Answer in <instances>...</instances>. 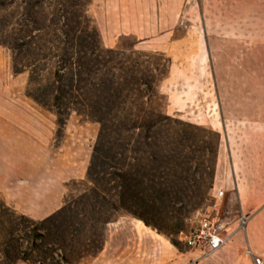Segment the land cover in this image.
<instances>
[{
	"label": "rangeland",
	"instance_id": "rangeland-1",
	"mask_svg": "<svg viewBox=\"0 0 264 264\" xmlns=\"http://www.w3.org/2000/svg\"><path fill=\"white\" fill-rule=\"evenodd\" d=\"M239 1L243 2L242 15L235 16L204 14L206 3L207 6L214 4L212 7H215V4H220V0H192V5H189V0H0V153L5 154L8 165L18 167L19 176L16 181L22 187V202L29 205L27 194L30 186L34 185L38 191L49 176L65 179L62 204L67 195L75 196L82 189L78 182L85 178L98 124L71 112L66 124L58 128L54 112L42 108L30 95L39 96L43 94L46 84H52L55 65L52 55L39 58L38 54H34L37 51L35 48L58 51L62 41L67 40L66 33L71 31L72 26L70 34H74L77 39V36L86 35L84 29L89 22L98 29V40L104 48L124 50L133 61L146 58L158 62L162 70L169 66L170 74L160 84L165 96L164 111L177 119L171 124L178 128L179 135L181 130L186 133L180 136L184 144L182 149L186 164L197 179V189H193L191 204L194 208L186 216L182 231L166 227L165 235L176 242L180 252L188 253L183 256V263H197L204 257L185 246L178 240V236L193 229L198 214L207 211L211 218L216 219L220 231L229 240L230 233L237 225L240 227L241 219H244L243 216L237 218L239 211L235 205L228 204V192L223 191L224 186L221 184L225 180V144L222 141L220 146V133L213 126L190 124L181 110L183 102L188 99V87L195 84L199 86L200 79L197 76L201 75V71L238 70L233 63L201 62L202 55L198 54L202 49L201 32L198 30L199 35L188 36L187 24L195 22L199 27L206 18L216 23L228 21L264 26V0ZM136 19H139V25L135 23ZM176 21L178 23L175 28L172 25ZM172 30H175V34L166 36ZM177 37L198 42L197 52L182 53L180 51L185 49L183 46L172 55L167 47ZM191 42L190 49L194 47ZM20 46L22 49L19 51ZM161 46L168 52L156 50ZM37 86L39 90L34 92ZM166 93L173 98L171 102H167ZM1 148L5 151L2 152ZM210 167L213 171L211 176L208 175ZM220 187L223 195L213 209V196L219 192ZM22 216L39 220L7 205L0 196V264H40L14 261L3 252L9 231L16 239L13 242L16 247L29 249L33 244H39L35 237L29 242L20 240L25 227L27 232L35 229ZM41 232L36 231L34 234ZM165 235L162 234L167 238ZM79 243L75 245H81ZM88 252H92V249ZM88 252L85 251L83 259L72 260L69 264L91 263L93 258L86 256ZM63 254L62 250L57 251L54 258L61 264H68L61 258Z\"/></svg>",
	"mask_w": 264,
	"mask_h": 264
},
{
	"label": "trees",
	"instance_id": "trees-1",
	"mask_svg": "<svg viewBox=\"0 0 264 264\" xmlns=\"http://www.w3.org/2000/svg\"><path fill=\"white\" fill-rule=\"evenodd\" d=\"M84 30L86 35L77 39L66 33L58 51L35 48L39 58L52 55L55 65L52 84L45 85L43 94L30 95L54 112L58 128L71 112L98 124L85 178L78 182L82 189L75 196L67 195L57 211L41 220L21 217L35 229L27 232L25 227L20 240L35 237L39 244L16 247V239L7 232L3 252L14 261L61 264L54 258L61 250L68 264L83 259L90 249L86 256L94 258L103 247L108 224L119 217L138 219L165 235L166 227L182 231L194 208L197 179L186 164L180 137L186 133L181 130L179 135L172 126L177 119L164 111L160 89L169 66L162 70L158 62L146 58L133 61L124 50L104 48L93 24L86 23ZM37 90L38 86L33 91Z\"/></svg>",
	"mask_w": 264,
	"mask_h": 264
},
{
	"label": "crops",
	"instance_id": "crops-1",
	"mask_svg": "<svg viewBox=\"0 0 264 264\" xmlns=\"http://www.w3.org/2000/svg\"><path fill=\"white\" fill-rule=\"evenodd\" d=\"M213 5L206 3L204 14L242 15L243 2L239 0H220V4ZM177 23L172 26L176 28ZM186 28L188 36L201 32V62H226L238 67L234 71H201L197 76L199 86L188 87V99L183 102L181 113L188 123L213 126L220 133V146L223 141L226 150L225 180L221 184L223 191L228 192V204L239 211V217H235L244 219L222 248L193 264H256L255 259L264 264V26L216 23L205 18L199 27L192 22ZM174 34L172 30L166 36ZM189 41L177 37L167 49L172 55L183 46L182 53L197 52L199 43L191 42L194 47L190 49ZM167 49L156 48L165 53ZM165 95L167 102H171V95ZM18 176V167L8 165L5 154H1L0 196L7 205L37 220L62 206L65 179L46 177L38 191L31 185L28 205L20 199L22 187L16 181ZM186 254L140 220L121 216L108 224L103 247L89 264H192L183 263Z\"/></svg>",
	"mask_w": 264,
	"mask_h": 264
},
{
	"label": "built area",
	"instance_id": "built-area-1",
	"mask_svg": "<svg viewBox=\"0 0 264 264\" xmlns=\"http://www.w3.org/2000/svg\"><path fill=\"white\" fill-rule=\"evenodd\" d=\"M223 195V192H217L213 197L214 209L218 205V199ZM210 213L200 212L197 216L196 226L188 233H181L178 240L185 246L192 250H198L203 257L210 256L228 242V236L220 231V225L216 222L215 218L210 217ZM241 219V224H243ZM259 264V260H254Z\"/></svg>",
	"mask_w": 264,
	"mask_h": 264
}]
</instances>
